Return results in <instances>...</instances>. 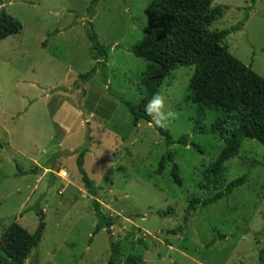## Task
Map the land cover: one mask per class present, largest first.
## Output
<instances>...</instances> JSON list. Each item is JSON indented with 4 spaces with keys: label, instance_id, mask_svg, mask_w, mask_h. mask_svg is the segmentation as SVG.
Wrapping results in <instances>:
<instances>
[{
    "label": "rangeland",
    "instance_id": "374dc122",
    "mask_svg": "<svg viewBox=\"0 0 264 264\" xmlns=\"http://www.w3.org/2000/svg\"><path fill=\"white\" fill-rule=\"evenodd\" d=\"M92 1L0 0V10L22 26L0 41V258L12 223L36 231L38 213L30 210L35 206L43 212L44 229L39 248L24 264H108L111 244L119 247L118 264L128 257L137 264H258L264 248V147L245 140L226 164L222 183L201 191L205 171L238 114L194 104L188 89L194 68L176 66L155 93L164 94L166 108L176 113L165 129L174 141L186 135L188 145L166 147L152 124L134 126L117 96L138 103L153 89L147 62L131 52L147 29L150 0H99L94 6ZM217 7L210 32L230 29L247 14L223 46L264 79V0H214L211 8ZM90 24L109 51L92 79L76 88L79 76L96 64L87 38ZM88 132L84 169L100 188L102 212L116 221L95 236L92 198L73 154ZM167 150L172 162L157 175ZM172 164L180 187L172 183ZM17 167L35 174L18 176ZM247 172L246 184L231 195L186 214L191 199L210 198ZM168 208L172 215H156Z\"/></svg>",
    "mask_w": 264,
    "mask_h": 264
},
{
    "label": "trees",
    "instance_id": "16d2710c",
    "mask_svg": "<svg viewBox=\"0 0 264 264\" xmlns=\"http://www.w3.org/2000/svg\"><path fill=\"white\" fill-rule=\"evenodd\" d=\"M99 0H93L94 6ZM214 0H150L145 8L147 29L142 40L131 50L137 58L147 62L145 75L153 82L147 98L138 103H132L118 97L120 103L128 110L132 117V123L137 126L140 121L148 124L151 118L144 112V105L156 92V85L176 66L194 68L189 81L191 101L199 106H208L222 111L227 115L238 114L236 126L229 132V136L222 137L223 149L216 160L206 169L203 183L199 189L210 192L223 181V173L226 164L236 158L245 140L257 142L264 147V79L257 75L250 65L246 66L232 56L223 46V42L232 33L242 29L247 20V14L243 20L234 27L210 32L208 27L219 15L220 8H211ZM255 0H251L254 4ZM250 10V8H249ZM87 38L90 42L91 58L96 63L87 73L79 76L76 88H80L89 82L96 70L106 63L108 47L99 44L97 36L89 25ZM22 31L21 24L0 10V41L17 35ZM103 82L105 81L103 77ZM152 126L158 135L164 140L166 147L178 144L186 147L187 136L183 135L176 141L165 128ZM214 131H219V125H213ZM84 143L75 155V165L80 176L82 187L86 194L92 198V209L97 219L93 236L103 229H109L115 224V219L106 216L98 200L100 188L89 179L84 169V159L91 144L89 132L85 135ZM198 152L201 148L193 145ZM172 162V154L166 151L161 157L156 174L160 175L166 163ZM18 176L35 174L34 170L22 172L17 167ZM170 176L172 183L180 187L181 179L176 164L171 165ZM249 172L229 182L223 191H219L210 198L191 199L186 208V214L191 215L198 209L214 204L225 196L231 195L235 190L246 184ZM30 210L36 211L39 224L36 231L31 234L16 223H12L5 232V257L0 258V264H24L31 254L37 251L44 229L43 212L35 206ZM159 217L172 215V210L156 212ZM172 231L171 234H175ZM213 243V242H212ZM119 247L110 245L108 264H118ZM138 259L128 257L126 264H137ZM258 264H264V248L259 251Z\"/></svg>",
    "mask_w": 264,
    "mask_h": 264
},
{
    "label": "clouds",
    "instance_id": "9594fccd",
    "mask_svg": "<svg viewBox=\"0 0 264 264\" xmlns=\"http://www.w3.org/2000/svg\"><path fill=\"white\" fill-rule=\"evenodd\" d=\"M144 112L151 118V123L158 128H165L168 122L175 119L176 113L166 108L165 95L155 93L144 105Z\"/></svg>",
    "mask_w": 264,
    "mask_h": 264
},
{
    "label": "crops",
    "instance_id": "0c3cea01",
    "mask_svg": "<svg viewBox=\"0 0 264 264\" xmlns=\"http://www.w3.org/2000/svg\"><path fill=\"white\" fill-rule=\"evenodd\" d=\"M63 172L66 173L65 171H61V172H60V178L65 179V178L67 177V173H66V177H62V176H61V173H63Z\"/></svg>",
    "mask_w": 264,
    "mask_h": 264
},
{
    "label": "built area",
    "instance_id": "2783aa9c",
    "mask_svg": "<svg viewBox=\"0 0 264 264\" xmlns=\"http://www.w3.org/2000/svg\"><path fill=\"white\" fill-rule=\"evenodd\" d=\"M61 176H62V177H66V173H64V172L61 173Z\"/></svg>",
    "mask_w": 264,
    "mask_h": 264
}]
</instances>
